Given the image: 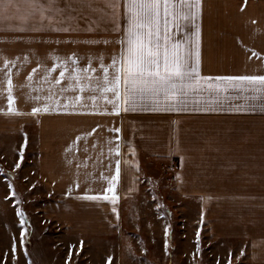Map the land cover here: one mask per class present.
Instances as JSON below:
<instances>
[{"label": "crops", "instance_id": "1", "mask_svg": "<svg viewBox=\"0 0 264 264\" xmlns=\"http://www.w3.org/2000/svg\"><path fill=\"white\" fill-rule=\"evenodd\" d=\"M56 3L63 12L53 13V20L45 23L49 34H44V24L38 21L27 25L28 29H38L35 31L11 30L6 25L0 30V140L7 141L0 153L12 154L9 140L17 139L18 160L27 164L24 171H35L55 198L45 205V214L75 234H114L120 228L124 200H138L142 194V158L172 159L176 162L172 176L176 195L211 204L212 217L226 227L229 218H234L230 212L235 204H243L251 220L248 225H258L263 231L264 98L257 94L230 89L219 100L197 104L190 98L186 109L179 111L166 109L163 100H138L127 111L121 105L120 112L113 113L111 105L99 100L98 112L31 113L32 107L46 102L41 99L38 104L31 99L47 94L41 80L43 68H37L29 80L38 60L50 67L56 62L54 57L67 58L74 53L80 66L91 57L99 72V58L108 64L121 49L125 23L122 8L109 7L110 0H92L93 8L82 6V0ZM249 3L202 0L197 21L202 75H264V6ZM185 29L187 33L193 31L190 22ZM3 58L15 61L8 67L12 68L13 107L21 114L7 111ZM198 107L212 110L198 111ZM241 108L246 110H237ZM116 128L120 131H113ZM87 133L91 135H84ZM77 136L81 139L76 140ZM117 144L119 154H110L108 149ZM116 159L121 163L115 204L102 195L98 200L85 199V195L102 194L108 187L103 177L115 173ZM258 235L264 238V233Z\"/></svg>", "mask_w": 264, "mask_h": 264}, {"label": "snow or ice", "instance_id": "2", "mask_svg": "<svg viewBox=\"0 0 264 264\" xmlns=\"http://www.w3.org/2000/svg\"><path fill=\"white\" fill-rule=\"evenodd\" d=\"M202 0H110L109 7L123 9L124 35L119 41L120 52L111 58L110 63L105 64L100 57L99 72L92 65V58L88 63L80 66L75 54L67 58L54 57L55 63L50 67L37 62L36 68L29 73V80L36 73L37 68H43L41 77L43 87L47 94L33 95L31 99L38 102L46 101L39 106L31 108L33 115L43 111L83 112L100 111L98 101L103 100L111 105L113 113H119L121 105L127 111L129 106H134L138 100H152L165 102L168 110H185L186 102L191 98L197 104L202 100H219L230 89L251 92L264 98V75H223L204 76L200 70V26L197 23L201 13ZM82 6L93 8L92 0H82ZM72 8L71 4L66 5ZM74 10V9H73ZM56 0H0V25H6L11 30H38L28 29L30 21H38L43 25L44 21L51 22L53 13H62ZM191 23L193 31L187 33L185 24ZM68 31L69 29H55ZM173 31L177 33L173 35ZM179 33H184L183 36ZM28 57L25 56V61ZM10 61L3 58V65L7 68L5 80L7 83V111L21 114L13 107L15 99L13 95L12 68ZM19 71V69H17ZM53 72H58L53 76ZM102 73V75L100 74ZM64 81L65 83H62ZM31 88V84H29ZM35 91H39L36 89ZM71 92V95L68 93ZM86 93H91L86 94ZM88 101H91L89 105ZM198 111L212 110L198 107ZM246 110V109H237ZM264 111V109H261ZM3 111V109H0ZM107 111V109H105ZM99 127V125H97ZM93 129L92 132H95ZM119 132L120 129H113ZM84 135H91L87 133ZM81 137L77 136L76 140ZM119 140V136L115 137ZM95 147V145H93ZM23 145H21V152ZM67 151V150H66ZM111 154L120 152V146L109 148ZM21 158H23L21 156ZM119 159L115 160L116 170L110 177H103L108 182V187L102 194L85 195V199L98 200L103 196L104 200H111L115 204L117 199L116 184L120 176ZM16 167H20L17 162ZM3 169H0V173ZM78 186V185H77ZM9 189L12 184L9 182ZM109 193L111 194L109 196ZM9 195L15 196L13 191ZM116 209L113 208V211ZM20 218V224L26 223L25 214L19 208L16 210ZM203 215V214H202ZM25 231L20 232L21 243ZM168 228H165V236ZM197 241L200 239L197 231ZM167 240L165 247L167 249ZM199 251V243H197ZM15 252V244L13 245ZM71 252V250H70ZM243 254V250H242ZM113 258L109 257L111 262ZM230 264V261H229Z\"/></svg>", "mask_w": 264, "mask_h": 264}, {"label": "rangeland", "instance_id": "3", "mask_svg": "<svg viewBox=\"0 0 264 264\" xmlns=\"http://www.w3.org/2000/svg\"><path fill=\"white\" fill-rule=\"evenodd\" d=\"M249 2L250 6H264V0ZM46 22L44 34H49ZM4 27L0 25V30ZM9 142L12 154L0 153V264H264V238L258 235L264 233V220L263 231L258 225L249 226L243 204H235L230 212L234 218H229L227 227L222 226L221 220L212 217L211 204L176 195L172 185L176 162L172 159L142 158V194L138 200H124L116 233L82 235L45 214V205L55 198L35 171H24L27 164L18 160L17 139ZM6 143L0 140V149ZM17 208L25 214L24 225Z\"/></svg>", "mask_w": 264, "mask_h": 264}]
</instances>
